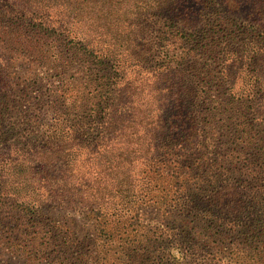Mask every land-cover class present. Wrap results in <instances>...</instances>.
<instances>
[{
    "label": "trees",
    "instance_id": "16d2710c",
    "mask_svg": "<svg viewBox=\"0 0 264 264\" xmlns=\"http://www.w3.org/2000/svg\"><path fill=\"white\" fill-rule=\"evenodd\" d=\"M0 264H264V0H0Z\"/></svg>",
    "mask_w": 264,
    "mask_h": 264
},
{
    "label": "rangeland",
    "instance_id": "374dc122",
    "mask_svg": "<svg viewBox=\"0 0 264 264\" xmlns=\"http://www.w3.org/2000/svg\"><path fill=\"white\" fill-rule=\"evenodd\" d=\"M80 232H84L83 230H81Z\"/></svg>",
    "mask_w": 264,
    "mask_h": 264
}]
</instances>
